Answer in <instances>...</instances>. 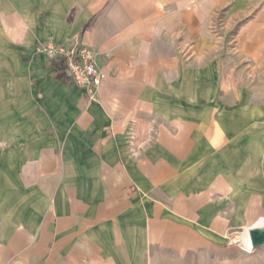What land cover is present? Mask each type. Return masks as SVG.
Here are the masks:
<instances>
[{"label":"crops","instance_id":"obj_1","mask_svg":"<svg viewBox=\"0 0 264 264\" xmlns=\"http://www.w3.org/2000/svg\"><path fill=\"white\" fill-rule=\"evenodd\" d=\"M258 3L0 0V264H264L237 242L264 218V6L210 36ZM48 42L95 51V101Z\"/></svg>","mask_w":264,"mask_h":264},{"label":"built area","instance_id":"obj_2","mask_svg":"<svg viewBox=\"0 0 264 264\" xmlns=\"http://www.w3.org/2000/svg\"><path fill=\"white\" fill-rule=\"evenodd\" d=\"M50 59L64 56L66 58V71L74 84L83 88L89 101H95L97 90L102 81V74L96 65L95 51L87 46H77L74 44L68 48L50 42L42 47ZM249 228L239 232L240 249L244 252H251L250 239L248 236Z\"/></svg>","mask_w":264,"mask_h":264},{"label":"rangeland","instance_id":"obj_3","mask_svg":"<svg viewBox=\"0 0 264 264\" xmlns=\"http://www.w3.org/2000/svg\"><path fill=\"white\" fill-rule=\"evenodd\" d=\"M251 4H249V7H247V4L244 5L243 10V18L237 19L234 23L229 22V19H224V15L223 14H219L216 15L215 18L210 20V26H211V33L210 36L215 38L218 36H214L212 33V31H217L218 29H223L225 28H229L230 31L228 32H233V28H237V27H241V26H245L248 25V22L251 21V19L254 17L255 13L257 12V10L259 9L258 7L260 6H264V3H258L255 4V6H250ZM228 11V8H227ZM247 14V15H246ZM233 22V21H231ZM233 34H226L225 36V45H226V50L221 54V58L226 59V70H227V75H229L230 70L234 71L235 74V79L236 81L238 80H247V75L251 69L250 67V62L249 61H245L244 59L241 60H236L234 55H233V51H228V47L231 46L233 44ZM230 57V58H228ZM257 73L256 76L254 77V79L251 78L250 82L252 83V85H258V86H263L264 87V58L259 59L258 60V64H257Z\"/></svg>","mask_w":264,"mask_h":264},{"label":"trees","instance_id":"obj_4","mask_svg":"<svg viewBox=\"0 0 264 264\" xmlns=\"http://www.w3.org/2000/svg\"><path fill=\"white\" fill-rule=\"evenodd\" d=\"M50 67L55 79L64 83H73L66 71V58L64 56L50 59Z\"/></svg>","mask_w":264,"mask_h":264},{"label":"water","instance_id":"obj_5","mask_svg":"<svg viewBox=\"0 0 264 264\" xmlns=\"http://www.w3.org/2000/svg\"><path fill=\"white\" fill-rule=\"evenodd\" d=\"M251 247L257 249L264 245V225H256L248 230Z\"/></svg>","mask_w":264,"mask_h":264},{"label":"bare ground","instance_id":"obj_6","mask_svg":"<svg viewBox=\"0 0 264 264\" xmlns=\"http://www.w3.org/2000/svg\"><path fill=\"white\" fill-rule=\"evenodd\" d=\"M259 224H264V218H261V220L258 222V225Z\"/></svg>","mask_w":264,"mask_h":264}]
</instances>
